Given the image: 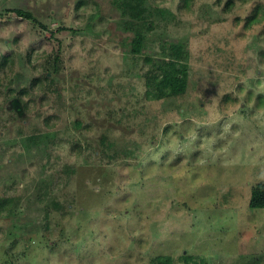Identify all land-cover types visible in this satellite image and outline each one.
<instances>
[{"label":"rangeland","instance_id":"obj_1","mask_svg":"<svg viewBox=\"0 0 264 264\" xmlns=\"http://www.w3.org/2000/svg\"><path fill=\"white\" fill-rule=\"evenodd\" d=\"M123 1L0 0V264H264V0Z\"/></svg>","mask_w":264,"mask_h":264},{"label":"trees","instance_id":"obj_2","mask_svg":"<svg viewBox=\"0 0 264 264\" xmlns=\"http://www.w3.org/2000/svg\"><path fill=\"white\" fill-rule=\"evenodd\" d=\"M129 6L135 9V3L132 4L131 1H123L121 6ZM13 11L18 15L25 16L27 18L33 17V13L30 10H25L20 7L12 8ZM140 17L139 12L135 14ZM253 15L249 16L251 21ZM143 34L140 29H136L133 37L131 38V51L134 53H139L142 49ZM182 49L179 44H172L170 55L168 59H162L157 65L158 75H154L156 84V93L158 97H163L166 95H177L183 93L186 89L187 84V65L180 62V57ZM57 55L55 56V58ZM2 203V200H1ZM249 204L253 207H264V181L257 182L255 186L251 189Z\"/></svg>","mask_w":264,"mask_h":264}]
</instances>
